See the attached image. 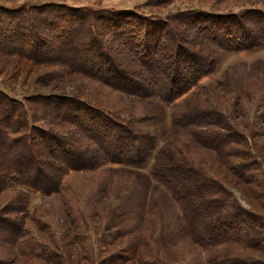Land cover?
I'll use <instances>...</instances> for the list:
<instances>
[{
    "label": "trees",
    "instance_id": "trees-1",
    "mask_svg": "<svg viewBox=\"0 0 264 264\" xmlns=\"http://www.w3.org/2000/svg\"><path fill=\"white\" fill-rule=\"evenodd\" d=\"M176 1L155 0L154 5L168 7ZM60 7L55 5V9ZM20 15L10 18L21 24L19 31L24 37L18 32L15 35L5 33L7 24L4 22L0 25V33L5 31V35H0V40L13 45L17 41L24 43L29 37L36 52H42L47 44L49 49L53 46L51 55L30 58L36 64L54 67L45 74L47 83L57 87L64 80L82 78L80 80L97 82L125 97L139 100L174 103L184 96H195L194 89L216 72L221 52L251 50L264 44V9L258 7L248 8L241 14L178 10L165 17L148 16L136 10L87 8H71L66 14L57 11L42 14L40 10L34 15ZM53 26L55 31L51 30ZM47 31L52 35L49 32L45 35ZM52 37L55 42L51 45ZM9 53L26 56L19 51L9 50ZM33 98L36 101H31L26 108L0 92V172L7 180L10 177L15 185L49 195L62 188L63 179L71 171H97L106 165L139 169L154 157L153 196L166 193L178 209L171 221H167L173 229L168 234V228L163 234L171 247L184 241L209 254L220 246H226L227 251L233 253L238 251L237 246L246 245L231 234L235 224L253 223L254 219L260 228L263 226L262 215L244 208L225 180L215 177L182 152L171 156L164 146L158 148L156 135L143 129L144 120L124 118L116 110L112 115L105 111L108 108L94 106L84 97L86 103L82 96L51 94ZM192 109L184 113L183 118L175 119L173 127L193 132L194 142L206 141L207 147L226 146L233 158L228 163L233 167L239 162L237 168L250 171L245 165L248 161L237 153L232 154L237 150L233 148V140L222 134H215L212 139L203 129L211 115L222 122V112L212 107ZM36 122L72 124L75 141L51 127L33 125ZM244 140L239 142L244 144ZM218 153L223 155L220 150ZM248 154L250 151L243 155L249 157ZM146 204L144 197L136 201L137 217L147 215ZM157 225L164 226L163 223ZM249 229L254 230L253 225ZM238 254L241 255L234 256L231 261L249 264L250 257ZM151 259L150 264L158 263L156 258ZM220 261L211 254L207 264ZM225 263L232 264L228 259Z\"/></svg>",
    "mask_w": 264,
    "mask_h": 264
},
{
    "label": "rangeland",
    "instance_id": "rangeland-1",
    "mask_svg": "<svg viewBox=\"0 0 264 264\" xmlns=\"http://www.w3.org/2000/svg\"><path fill=\"white\" fill-rule=\"evenodd\" d=\"M154 3L155 0H0V25L5 22V33L18 32L24 37L19 31L21 24L10 17L34 15L40 10L42 14L48 11L66 14L71 8L136 10L148 16L165 17L170 12L188 9L239 14L248 8L264 9V0H177L168 7ZM55 5L62 7L55 9ZM51 30L55 31V27ZM4 32L0 35H5ZM51 41L54 44L53 37ZM29 42V37L24 43L17 41L13 45L0 40V92L26 108L36 101L33 98L36 95L82 96L94 106L108 108L105 111L112 115L116 110L124 118H140L144 120L143 129L156 135L158 148L164 146L171 156L182 152L195 159L202 168L229 183L231 192L244 208L264 218V44L251 50L221 52L216 72L194 89L196 95L170 103L128 98L82 78L52 86L45 74L54 67L36 64L30 58L49 54L53 46L49 49L47 44L42 52H36ZM9 50L26 56L11 55ZM194 107H212L222 112V122L211 115L203 129L212 139L215 134H222L233 140V148L237 150L232 154L237 153L248 161L245 165L250 171L237 168L239 162L233 167L228 163L233 158L226 146L207 147L206 141L194 142L193 132L173 127L175 119ZM33 125L51 127L75 141L72 124L36 122ZM242 139L244 144L239 142ZM247 151L249 157L243 155ZM154 161L152 157L142 168L133 170L106 165L97 171H71L63 179L62 188L49 195L15 185L0 172V264H143V261L150 264L151 258H156L157 264H207L211 254L221 260L217 264H228L226 259L236 264L231 258L241 255L238 252L250 257L249 264H264V220L261 228L254 219L253 223L234 225L231 234L246 245L237 246L238 251L233 253L220 246L209 254L184 241L171 247L163 234L168 228V234L173 229L167 221H171L178 209L166 193L153 196ZM234 161L240 160L234 158ZM143 197L147 215L143 212L144 217H137L134 206ZM160 223L164 226L157 225ZM251 225L254 230L249 229Z\"/></svg>",
    "mask_w": 264,
    "mask_h": 264
}]
</instances>
